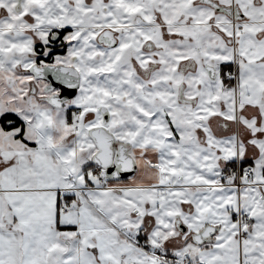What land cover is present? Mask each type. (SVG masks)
<instances>
[{
  "label": "snow or ice",
  "instance_id": "obj_1",
  "mask_svg": "<svg viewBox=\"0 0 264 264\" xmlns=\"http://www.w3.org/2000/svg\"><path fill=\"white\" fill-rule=\"evenodd\" d=\"M0 264H264V0H0Z\"/></svg>",
  "mask_w": 264,
  "mask_h": 264
}]
</instances>
